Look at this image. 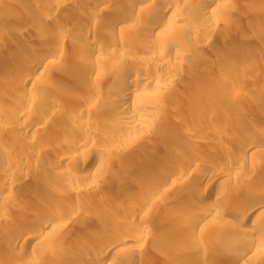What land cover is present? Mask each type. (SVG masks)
Listing matches in <instances>:
<instances>
[{
	"label": "rangeland",
	"instance_id": "obj_1",
	"mask_svg": "<svg viewBox=\"0 0 264 264\" xmlns=\"http://www.w3.org/2000/svg\"><path fill=\"white\" fill-rule=\"evenodd\" d=\"M62 1L0 0V186L12 192L4 197L0 191V264L8 258L26 264H67L64 260L55 262L52 257L63 252L77 259L80 252L82 259L83 252L73 247L91 250L92 246L99 251L105 238L111 243L125 240L113 246L103 264H132V260L137 264H163L164 258L176 264L180 260L181 264L230 260V250L210 237L211 228L222 231L239 224L241 210L233 215H216L211 219L212 226H207L211 228L200 227L198 233L199 229H195L189 234L176 230L170 222L183 217L180 211L192 202L197 203V212L209 211L213 203H219L214 193H192L188 189L179 191L175 198L172 191L162 196L150 195L149 191L156 175L162 173L163 164L173 160L175 154L200 157L190 167L193 175L205 170L224 172L225 161L218 160L217 154L223 147L233 148L232 138L226 135L228 130L243 138L249 129L264 141V0H219L205 15H199L203 0H186L174 7L182 28H174L170 21L162 32L145 33L140 24L132 27L134 34H128L124 27L130 23L122 21L112 29L111 39L99 32L82 39L77 35L84 26L110 20L100 14L93 21L75 17V11L89 9L94 0H74L73 8L63 6ZM52 5L58 9L49 11ZM144 5L149 7L151 3ZM136 12L131 11L132 15ZM67 19L69 29L62 32L59 24ZM41 29L45 30L44 36L37 35ZM62 35L64 43L56 45L55 40ZM118 39L125 40V44L120 46ZM79 44L94 51L85 53ZM142 44L157 49V53L138 52L136 47ZM39 50L58 53L50 57L54 62L46 68L50 78L43 83L41 76L25 88L19 87L24 69L22 52L36 54ZM132 58L162 68L157 72L141 71L146 83L137 82L135 89L127 92L128 110L148 106L144 114L137 115L144 126L117 121L119 107L114 97L127 87L119 67ZM86 62L91 67L80 69L78 65ZM113 65L116 70H111ZM18 99L23 104L29 99L32 103L29 113L18 117L21 127L11 129L12 125L5 126L8 122L2 117L18 104ZM205 109H209L208 114H204ZM41 116L48 117V122L39 125L36 133L24 132L22 125ZM81 132L90 138L84 139ZM113 137L115 142H110ZM20 139L22 142L17 144L15 141ZM74 141L77 150L64 154L65 147ZM132 146L145 152L144 156L160 147L165 152L158 153L153 164L140 167V160H136L121 174L116 173L119 154ZM91 155L97 156L98 162L90 160L81 168V159ZM5 156L27 164L28 171L22 173L6 162ZM257 160L264 162V157ZM249 164L246 162L242 171L226 175L223 184L227 191L238 183L246 184L261 192L264 201V175H245ZM85 171L87 175L79 177ZM4 172L13 177H4ZM73 202H79L84 209L72 216L67 211ZM52 204H56V210ZM137 206L141 207L139 215L127 224L125 218ZM50 209H61L58 214L61 212L64 218L66 214L69 219L53 222L57 229L66 230L64 238L55 240L54 247L44 248L43 241L11 242L16 223L42 217ZM257 217L264 222V211ZM240 228L253 235L249 221ZM160 236H164L163 247L159 246ZM176 238L179 246L173 251L175 245L171 243ZM121 245L126 249H120ZM178 250L188 251L189 257ZM173 252L184 257L175 260ZM194 253L198 254L195 258Z\"/></svg>",
	"mask_w": 264,
	"mask_h": 264
},
{
	"label": "bare ground",
	"instance_id": "obj_2",
	"mask_svg": "<svg viewBox=\"0 0 264 264\" xmlns=\"http://www.w3.org/2000/svg\"><path fill=\"white\" fill-rule=\"evenodd\" d=\"M185 1L186 0H94V2L92 3L89 9L87 8L85 9V11H82V12L75 11V17H78L80 19H84L87 21H93L100 14V16L104 15L108 17V19L110 20H108V22L104 21L99 24L93 23L91 25L84 26L82 28V31L79 32L77 35L80 37V39H82V38H87L89 36H92L96 34L97 32H99V34L103 36L105 39L107 38L109 39L111 36L110 33H112L111 32L112 29L114 27H117L119 22H122V21H125V22L127 21L128 23H130L124 27V30L126 31V33L128 32V34L130 32L131 33L134 32L132 30V27H134L135 25H140V24H141V31L145 33H156V32L159 33L165 29L164 25H166L167 22L170 23V21L174 25V28L180 29L183 27V24H180L177 22L178 19H177L176 14H174V7L176 5L183 4ZM193 1H195L196 3L199 0H193ZM73 2L74 0H63L62 5L65 7L68 6V7L73 8V5H72ZM146 2L151 3V5L149 7L145 6L144 3ZM218 2L219 0H203V6L201 7L199 11V15H205L204 13L206 11L207 12L212 11L214 9V5H217ZM57 9L58 7L56 5L54 6L52 5V7H49V11H56ZM133 10L137 11L136 12L137 14L132 15L131 11ZM115 11H118V12H115ZM68 20L69 19H67L64 23L59 24V27L61 28L62 32H67V30L69 29L68 26H70L69 25L70 23L68 24L67 22ZM32 21L34 20L32 19ZM141 21L143 22L141 23ZM76 27L79 28V26H76ZM1 31L2 29L0 27V33H2ZM44 31H45L44 29L39 30L37 32V35L44 36L45 35ZM64 38L65 37L62 35L57 40H55L54 43H56V45H59V44L61 45L64 43ZM125 42H126L125 40L118 39V44L120 46L122 44H125ZM97 44L98 46H100L99 43ZM142 45H143L142 47L139 45L140 48L139 46L136 47L138 48L137 49L138 52L146 53L150 55L157 53V49L153 47H149L145 44H142ZM86 46L87 47H85V45H80L79 47L82 51L88 54H90L91 51L92 52L94 51V50L88 49L89 47L88 45ZM22 53L23 54H21V57L23 58V62H24L23 68L24 69H23V74L20 75L18 86L23 88L25 85L29 83L31 84L32 81L38 79L41 76H43L42 82L43 83L46 82L50 78L49 73L47 72L46 68L48 67L49 64L54 62L50 60V57L54 54L57 55L58 54L57 51L39 50V52L36 54L29 52V51H26V52L24 51ZM247 59L249 58L247 57L243 58V60H247ZM78 66L80 69L83 67L90 68L91 64L86 62V63H81ZM147 69L153 72H157V71H160L162 68L159 65H155V64L148 65L146 63H141L140 60L138 61V59H135V58L128 60L127 63H124L121 67H119V70L121 73V80L123 79L122 80L123 84L127 85V87L124 88V92H119L114 97V100L117 102L118 107L121 109L120 110L117 107L119 110L117 121L123 124H127L128 126L130 125L131 126H141L142 120L141 121L138 120L137 115L138 113L144 114L143 112L146 109H148V106L144 105L141 109H135L132 107L130 108V110H128L129 109L127 105L128 102L126 99L127 92H129V90L131 89H135L137 82L146 83V80L140 73L141 71H144ZM111 70H116V66L113 65L111 67ZM153 85L155 86L156 83ZM235 93L236 92L233 91L232 93L233 97L236 96ZM261 95L262 97H264L263 92L261 93ZM19 100L21 99H18L17 100L18 104L14 106L13 109H11V111L6 112L4 116L2 117L4 120L8 122V123H5V126L8 125L9 127V123H10V127L12 125L11 129L13 127H16V128L21 127V123L18 122V119H19L18 117L21 115L28 114L29 106L32 103L30 99L26 101L24 104L21 103V101ZM83 103L86 104L87 102L85 103L83 101ZM84 104L82 105L84 106ZM208 113H209V109H205L204 114H208ZM47 122H48V117L41 116V118L39 119L35 118L32 121L27 122L26 124L22 125V127L24 129V132L36 133L39 125L45 124ZM236 122L240 124V120L239 121L236 120ZM142 126H144V124ZM200 127L204 128L205 126L204 127L200 126ZM76 128L77 127L73 126L74 132L78 133L79 131L76 130ZM247 130L248 131L245 132L246 137L244 136L243 138L238 137L235 132H232L230 130L226 132V135L231 137L233 140L232 141L233 148H230V147L228 148L227 146L223 147L222 150H220V152L217 154L218 160L220 159L223 162L225 161V163H223L225 165L224 166L225 168H223V170L226 169L224 172L219 171V169H217L218 171L205 170V173L201 172L202 174L193 175L192 171H189L190 167L192 165H196L200 157L195 154H190V153H189L190 155L175 154V157L173 160L165 162L163 164V169L161 171L162 173L159 175H156L158 177L153 181L151 189L149 191V194L153 196H159V195L162 196V194L167 193V191H172V194L175 196V198L178 196L179 191L188 190V189H192V193H196L200 191L202 194L203 193L206 194L207 192L214 193L215 197L219 200V203L215 202L212 204V206L210 205L211 207L209 206L210 207L209 211L207 210L203 212L201 210L197 212L195 209L196 207L195 204L197 203L192 202L189 207L182 209L180 211L183 217H177V218L172 219L170 223H173L174 227L178 231L184 230V231H187L188 233L189 232L192 233V231H196L195 229H199L200 227L206 228L207 226H209L211 219H213L216 215H221V214L233 215L234 213H236V210L242 211L239 214L240 215L239 224H236L234 226L233 225L226 226L227 228L225 227L224 228L225 230L222 228L223 229L222 231L220 229L211 228L212 226L211 224H210L211 225L210 227H207V228H211V231H212V233L210 232L211 233L210 237H213L216 240L220 241V243H222L226 249L230 250V255H231L230 260H225L223 262L220 260L221 262H217V263L212 262L210 264H264V222L260 220V217H257L261 215L262 212L264 211V201L261 200L262 199L261 192L259 193L257 192V190H253L251 189V187L243 183H238L235 186H233L230 191H227V189L225 188L223 184L224 178L226 177V175H230L231 173L235 174L239 171H242V168L246 162L248 163L250 162V164L247 168H245L247 170H244L245 175H249L251 173L257 174V172H259L258 173L259 175H262V176L264 175V162H259L257 160L259 157H264V141L263 139H261V137L258 134L251 133L249 129ZM203 131L204 132L207 131L206 127L205 129H203ZM80 136L86 139V137H89L90 135H88L87 133L85 134L81 132ZM115 140H116V137H113L110 139V142H115ZM15 142L19 144L22 142V139L17 140ZM77 147L78 145L75 141L71 142L65 147L64 154L71 155L73 152L77 150ZM162 148L160 147L158 151H155V152L149 150L148 151L149 155L147 156H144L143 153L145 152H142L140 149L136 148L135 146L123 149V151L119 154L117 158L119 159V162H118L115 172L118 174H121L128 164H131V162L136 161V160H140V167H146L148 166V164L150 165V163L154 162L153 160L157 158L156 156H158L157 155L158 153L165 152L163 151L165 148L163 150ZM107 154L109 153H106V155ZM4 160L18 167V169L21 170L22 173L28 171L29 169V166L27 164L17 163L15 160H12L11 157L5 156ZM81 160H82L80 162L81 168L86 167L90 160L94 162H98L97 156H94V155H91L89 158L88 157L83 158ZM169 162L176 163V165L173 164L174 166H170ZM87 172L88 171L82 172L81 174L79 173V177H83L87 175ZM3 176L4 177L8 176L10 178L13 177V176L11 177V174L7 172H4ZM0 188H1L0 191L2 192L4 197L9 196V194L12 193L10 192L11 191L10 188H8L7 186L2 187L1 185ZM80 193L82 194V192ZM183 198H185V196L182 197L181 199ZM122 203L124 204L125 202L122 201ZM52 206L54 209L56 208V204H52ZM54 209L53 210L50 209V211H48V213H45L42 217L29 218L28 222H19V224L16 223L13 233L11 235L12 236L11 242L15 244L21 239L25 243L43 241L45 243L44 248L54 247L55 240L64 238V236L66 235L65 234L66 230H62L63 229L62 227L61 228L59 227L57 229L56 225L53 223L54 221H59V220L65 221L66 214L64 218L63 217L64 215L60 214L61 212L58 214V212L61 209L57 210L58 212L54 211ZM83 209L84 208H82V205L79 204V202H73L72 205L68 207L67 212H70V215L72 214L74 215V213L76 214V212L78 213L79 211ZM140 210H141V207L139 206L132 209L129 215L130 217L125 218V222L127 224H131V222L135 218L134 215L136 216L137 214L139 215ZM66 220H69V219H66ZM246 220L250 222L251 228H253L252 229L253 235L251 234V236L247 234L245 231H242V229L240 228L243 222H245ZM105 230H107V228H105ZM198 231H201V230L200 229L197 230V233ZM106 232H108V230ZM199 234L202 235V232ZM124 240L125 239H120L117 242L111 243L112 241L108 242L105 238L104 242L102 243L103 247L99 251L97 250V248L95 247L93 248L92 246H89L91 248L90 250L88 248H85L84 246L80 247V245H76L73 248L74 249L76 248L78 251L81 250L84 253V254L81 253L82 259L80 258V252L78 253L81 261L79 258L74 259L71 254L63 253V252L54 254V256L52 257V260L55 262L64 260L66 261L67 264H86V263L103 264L105 261V258L107 257V254L113 248V246L114 245L118 246L119 243L121 244ZM178 241L179 240L177 239V241L175 242L176 244L174 242L171 243V245L172 244L175 245V247L171 246V247H174L173 251H176L175 249L178 248L179 246ZM202 243L205 244L204 241ZM164 244H165L164 236L163 237L160 236L159 246L163 247ZM196 245L198 246L199 243ZM198 248L196 250H198ZM120 249L125 250L126 247L121 245ZM178 252L180 253L183 252V254L185 253L186 254V255L184 254V256H186L185 258L189 257L187 256V253H186L188 251L178 250ZM183 254H178L176 252L172 255V257L174 259L176 258L175 260H178V258L184 257ZM189 254H191L190 251H189ZM195 254L196 253L193 254L194 257L191 256V260L198 255L197 254L195 256ZM218 258H219V255H218ZM84 260H86V262ZM161 261L163 262V264L164 263L165 264H174V263L176 264V261L174 262L173 260L171 262L170 259H169L170 261L169 263L166 258L162 259ZM131 263L137 264V261L132 260ZM179 263L181 264V260ZM4 264H26V263L19 261L17 258L16 259L8 258V259H4ZM114 264H122V263H114Z\"/></svg>",
	"mask_w": 264,
	"mask_h": 264
}]
</instances>
